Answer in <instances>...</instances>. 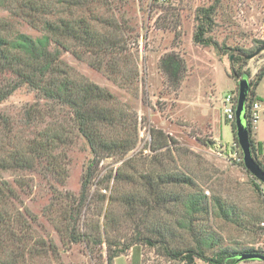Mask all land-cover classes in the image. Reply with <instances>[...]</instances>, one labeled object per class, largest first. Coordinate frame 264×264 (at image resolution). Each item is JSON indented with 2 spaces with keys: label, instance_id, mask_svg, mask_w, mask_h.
Returning <instances> with one entry per match:
<instances>
[{
  "label": "rangeland",
  "instance_id": "rangeland-1",
  "mask_svg": "<svg viewBox=\"0 0 264 264\" xmlns=\"http://www.w3.org/2000/svg\"><path fill=\"white\" fill-rule=\"evenodd\" d=\"M114 1L104 13L107 17L114 16L125 36H130L127 39L131 45L123 59L132 79L125 75L124 79L115 80L105 69L97 70L68 52L62 55L77 74L108 90L118 108L126 111L124 122L116 130L124 131L123 134L128 132L131 137L136 134L133 148L123 157L99 160L98 177L93 180L81 212L79 231L99 234L102 240L113 245L111 249L131 243L114 264H179L156 255V247L138 242L141 233L145 235L154 228L167 226L180 240L183 234L176 224L179 207L172 208L173 203L161 207L149 203L152 211H148V205L141 202L131 210L121 201L124 195L149 199L140 174L166 169L170 173L185 174L192 180L193 186L183 189L184 193L197 191L208 201L219 199L236 211L239 216L233 221L210 218L211 228L224 245L264 251V230L258 228L264 220V206L253 187L251 175L239 165L241 151L233 142L231 122L223 114L225 97H237L236 79L231 70L236 53L228 49L253 50L254 53L264 47L259 46V42H264V0H170L166 4L158 0ZM213 4H216L214 26L206 36L214 41L216 49L213 45H196L192 40L197 24L195 15ZM5 15L6 12L2 13ZM13 21L20 32L33 37L38 35L25 22ZM128 65L136 69L135 76ZM163 66L166 73L162 72ZM262 67L264 49L247 60L245 69L253 77ZM256 93L264 101V77ZM35 101V95L23 87L0 104V112L14 124V139L23 145L38 132L24 126L23 117ZM259 105L252 130L258 142L264 144V102ZM151 131H159L166 137L167 146L153 150ZM57 149H63L61 163L66 170L62 185L50 175L0 170V181L12 184L22 181L29 186L24 187V191L18 189L20 202L16 203L19 211L29 216V247L36 249L27 262L105 264V244L70 243L58 232L59 221L63 222L65 216L62 211L68 205L63 197L68 199L67 193L73 196L72 200L79 199L82 177L91 156L80 138L69 147L58 146ZM261 160L264 163V156ZM124 162L127 164L123 169ZM119 172L127 177L116 178ZM99 179H104V183L100 185ZM162 188L179 191L171 184ZM49 245L52 247L48 248ZM263 263L249 260L238 264ZM197 264L204 263L198 260Z\"/></svg>",
  "mask_w": 264,
  "mask_h": 264
},
{
  "label": "trees",
  "instance_id": "trees-1",
  "mask_svg": "<svg viewBox=\"0 0 264 264\" xmlns=\"http://www.w3.org/2000/svg\"><path fill=\"white\" fill-rule=\"evenodd\" d=\"M114 2L0 0V104L18 89H28L35 95L36 101L24 113V126L38 131L23 145L20 140L14 139V124L8 116L0 112V170L50 175L62 185L66 170L61 163L63 149L58 151L57 148L69 147L76 139H82L91 158L82 177L79 199L72 200L73 196L67 193L65 196L68 199L63 197L68 205L62 211L65 216L62 217L63 222L61 219L59 221L58 232L66 236L65 240L70 243L84 242L88 246L105 244V264H114L115 259L128 251L131 243L111 249L113 245L105 239L102 240L99 234L81 233L79 218L89 197L93 180L98 177L99 160L104 157H123L133 148L136 134L131 137L128 132L123 134L124 131L116 130L117 126L124 122L126 111L118 108L119 105L114 102V97L108 90L77 74L63 60L62 55L68 52L78 61L88 62L89 66L97 70L105 69L115 80H122L125 75L132 79L131 71H126L127 62L123 59L131 45V41L127 39L130 36H125L114 16L107 17L104 13ZM215 8L216 4L210 5L200 9L195 15L197 24L192 36L194 44L206 47L213 45L217 48L214 41L206 36L214 26ZM5 12L6 15L2 16ZM14 19L16 24L19 20L25 22L38 35L33 37L20 32L15 27ZM259 46H264V42H259ZM228 50L236 53L231 70L248 80L244 125L248 131L252 157L264 170L261 160L264 156V144L253 137L250 112L253 103L264 102L256 93L264 77V67L251 77L245 66L246 57L252 54L253 50ZM162 68V72L166 73L165 67ZM131 69L135 76L136 69ZM131 79L127 80L131 82ZM231 132L233 142L238 148L234 121L231 122ZM151 137L153 150L167 146L166 137L159 131H151ZM126 164H122L123 169ZM239 165H243L242 157H239ZM122 176L124 173L116 174V178ZM126 177L127 175L122 178ZM140 178L144 181L143 185L147 186L150 198L124 195L121 201L125 206L135 210L134 206L144 202L150 208L148 211H152L149 203H155L157 207L173 203L172 208L179 207L180 215L176 224L182 230L183 236L180 240H177L175 233L168 226L154 228L146 233L147 235L141 233L138 236V242L156 247V255L177 261L179 264H197L198 260L204 264H238L240 261L237 257L241 254H264V251L253 248L234 249L224 245L222 238L211 228L210 218L233 221L239 215L219 199L208 201L197 191L184 193L183 189L193 186L192 180L185 174L154 169L140 174ZM104 181L99 179V184ZM170 184L176 185L182 192L164 191L162 187ZM252 184L259 193V186L263 184L253 177ZM24 187L29 188L22 181H14L13 184L0 181V264H28L27 259L35 254V247H29V216L20 212L16 204L20 202L19 192L24 191ZM104 217H107L106 213ZM51 247L49 245L48 248Z\"/></svg>",
  "mask_w": 264,
  "mask_h": 264
},
{
  "label": "water",
  "instance_id": "water-1",
  "mask_svg": "<svg viewBox=\"0 0 264 264\" xmlns=\"http://www.w3.org/2000/svg\"><path fill=\"white\" fill-rule=\"evenodd\" d=\"M263 49L264 47L257 49L254 53L248 55L246 59L248 60L255 57ZM231 60L232 56H230V62ZM232 73L237 81V97L234 112L235 138L241 151L243 167L251 175V177H253L257 182L264 185V170L255 162L254 158L252 157L249 146L248 131L244 125V105L249 89L248 80L245 77L238 76L233 70ZM237 260L240 262L249 260H259L264 262V254H241L237 257Z\"/></svg>",
  "mask_w": 264,
  "mask_h": 264
},
{
  "label": "built area",
  "instance_id": "built-area-1",
  "mask_svg": "<svg viewBox=\"0 0 264 264\" xmlns=\"http://www.w3.org/2000/svg\"><path fill=\"white\" fill-rule=\"evenodd\" d=\"M169 1L170 0H158V2L161 4L169 3ZM235 106H236V102H234V97L232 95H227L225 97L224 109H223V114L227 121L232 122L235 120V114H234ZM259 106H260L259 103H253L250 109L253 123H255L257 120V110L259 109ZM259 195L261 198V202L264 206V185L259 186ZM260 226L264 229V220L260 223Z\"/></svg>",
  "mask_w": 264,
  "mask_h": 264
},
{
  "label": "crops",
  "instance_id": "crops-1",
  "mask_svg": "<svg viewBox=\"0 0 264 264\" xmlns=\"http://www.w3.org/2000/svg\"><path fill=\"white\" fill-rule=\"evenodd\" d=\"M253 137L256 139V141H258L255 132H253Z\"/></svg>",
  "mask_w": 264,
  "mask_h": 264
}]
</instances>
